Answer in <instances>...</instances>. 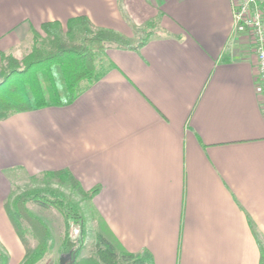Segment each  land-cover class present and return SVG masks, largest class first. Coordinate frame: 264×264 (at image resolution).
<instances>
[{"label":"crops","instance_id":"crops-1","mask_svg":"<svg viewBox=\"0 0 264 264\" xmlns=\"http://www.w3.org/2000/svg\"><path fill=\"white\" fill-rule=\"evenodd\" d=\"M78 16L128 38L156 30L139 49L109 48L110 69L70 104L0 120L9 264L24 256L4 209L14 170L68 171L96 190L106 235L150 264H264V116L247 45L230 44V0H0V56Z\"/></svg>","mask_w":264,"mask_h":264},{"label":"trees","instance_id":"trees-1","mask_svg":"<svg viewBox=\"0 0 264 264\" xmlns=\"http://www.w3.org/2000/svg\"><path fill=\"white\" fill-rule=\"evenodd\" d=\"M155 22H148L134 32L132 38L91 24L85 16L69 19L65 26L45 23L40 32L32 33L29 51L17 59L11 54L0 56V120L11 115L31 112L49 106L70 104L110 69L105 53L111 47L136 50L152 37ZM67 187L82 200H91L96 190L85 193L68 171L46 172L42 175ZM28 204L54 208L64 219V236L59 256L63 264H150L147 253L123 251L107 235L97 233L93 251L81 258V243L71 241L69 226L81 225L85 235L79 204L59 189L33 188L17 194L12 192L4 203L6 215L21 241L24 256L20 264H38L51 251L53 236L48 224L34 215ZM261 248V247H260ZM262 261L264 259L261 248ZM7 260L4 257L3 264Z\"/></svg>","mask_w":264,"mask_h":264},{"label":"rangeland","instance_id":"rangeland-1","mask_svg":"<svg viewBox=\"0 0 264 264\" xmlns=\"http://www.w3.org/2000/svg\"><path fill=\"white\" fill-rule=\"evenodd\" d=\"M141 28H143V25L139 27V29ZM152 30H156V26ZM28 51H26L21 57H14L17 59H21ZM1 80L2 78L0 72V81ZM9 175H13L11 179L13 182L12 192H14V194L33 188L47 187L52 189H59L61 192L69 196L74 202L79 204L80 212L83 216L84 221L85 235L83 239H81V225L79 223H71L68 233L71 241L76 242V244L81 243L82 241V250L80 253V257H89L94 248L96 234H107L106 229L102 225L101 221L97 218L96 214L91 208L90 203L87 200H82L80 196L72 193L67 187H60L56 181L47 179L42 175L29 177L20 170L9 171L8 176ZM28 208L34 215L40 217L48 224L53 236V245L51 251L38 264H63L64 259L59 256L58 252L64 236L65 223L63 217L54 208H44L37 204H28ZM0 250V264H3L4 257H6L7 260L6 264H9L10 257L5 256V254L2 253L1 247Z\"/></svg>","mask_w":264,"mask_h":264},{"label":"built area","instance_id":"built-area-1","mask_svg":"<svg viewBox=\"0 0 264 264\" xmlns=\"http://www.w3.org/2000/svg\"><path fill=\"white\" fill-rule=\"evenodd\" d=\"M232 37L230 44L243 40L253 64L254 87L264 116V0H230Z\"/></svg>","mask_w":264,"mask_h":264},{"label":"water","instance_id":"water-1","mask_svg":"<svg viewBox=\"0 0 264 264\" xmlns=\"http://www.w3.org/2000/svg\"><path fill=\"white\" fill-rule=\"evenodd\" d=\"M62 264V263H61Z\"/></svg>","mask_w":264,"mask_h":264}]
</instances>
